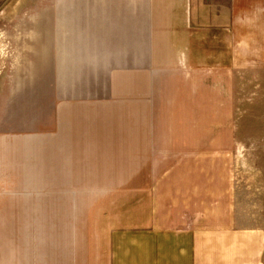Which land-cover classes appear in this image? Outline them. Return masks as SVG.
<instances>
[{
	"label": "rangeland",
	"instance_id": "rangeland-1",
	"mask_svg": "<svg viewBox=\"0 0 264 264\" xmlns=\"http://www.w3.org/2000/svg\"><path fill=\"white\" fill-rule=\"evenodd\" d=\"M147 1L0 0V264L16 262L12 254L16 256L17 246L21 253V242L29 252V264H41L52 254L58 255L61 234L64 237L65 227L74 224V218L58 217L65 212L82 216L78 226L84 244L98 241L109 228H119L127 221L137 224L140 212L152 211L157 197L170 195L169 182L180 173L173 170L174 165L187 161L213 168L227 165V178L236 180L237 204L243 206L244 215L250 216L252 209L257 212L264 225V65H259L264 62L254 56L241 67L199 68L204 73L196 75L192 108L190 93L187 101L178 95L185 78L184 65L175 75L155 72V64L148 62L145 53L123 52L122 36L139 45L136 27L117 26L121 21L115 15L108 18L101 11L107 4L118 9L122 4ZM181 1L170 0L173 7ZM216 1L212 13L225 7V0L221 5L222 0ZM183 18L182 9H174L173 26ZM140 28L146 38L147 20ZM200 50L197 47L195 52ZM172 51L180 60L176 44ZM189 56L194 58L193 47ZM147 64L152 68L149 80L129 83L141 89L134 98L146 101L138 112L133 114L135 108L115 105L111 112H87L91 117H83L79 125L72 121L69 129L70 136L81 133L82 144H92L91 150L97 152L96 156H82L88 167L108 166L109 170L85 171L82 186H71L74 181L79 183V178L67 175L66 187L47 186L40 167L46 165L42 153L49 140H35L36 136L27 140L28 135L39 136L65 125L56 116L62 100H100L107 104L130 98L132 88L115 86L112 76L137 71L136 67L148 70ZM165 65L178 64L168 54L160 68ZM202 83L232 88L230 104L218 105L217 100L218 106H197ZM215 96V92L210 94L211 104ZM186 131L173 138L176 132ZM150 132L158 136L155 140L152 135L149 144L146 137ZM193 137L194 149L190 148ZM59 140L62 144L69 141ZM143 148H147L145 153ZM18 152L17 158L26 164L22 178L12 166L13 154ZM103 155L104 162H97L96 158L102 160ZM37 168L41 172L38 179L33 177ZM220 173L211 171L208 175ZM153 182L158 185H148ZM24 200L28 202L21 206ZM26 261L21 259V264Z\"/></svg>",
	"mask_w": 264,
	"mask_h": 264
},
{
	"label": "crops",
	"instance_id": "crops-1",
	"mask_svg": "<svg viewBox=\"0 0 264 264\" xmlns=\"http://www.w3.org/2000/svg\"><path fill=\"white\" fill-rule=\"evenodd\" d=\"M172 1L175 3V0ZM223 1H220V5ZM173 3L170 0H148L139 5L122 4L118 9L107 4L101 11L108 18L115 15L117 21H121L117 26L121 24L136 27L140 38L139 45H136L134 40H125L122 36L120 43L124 44L123 52L131 55L145 53L148 62L155 64L153 69L155 72L168 71L170 75H175L177 69L183 68L184 65L185 78L178 88V95L187 101L190 93L192 108L194 91H197L196 75L204 73L199 68L215 70L227 66L241 67L243 61L254 56L264 62V0H225V7L219 9L217 13H212L214 6L217 5L216 0H182L174 7ZM174 9H182L184 14L182 22L174 24L175 26L172 23ZM240 17L245 19L240 20ZM144 20L148 22L146 38L140 34L143 30L140 26ZM124 31L128 30L124 28ZM175 44L182 55L180 60L178 55L171 54ZM192 47L194 58L190 59L187 54ZM197 47L201 49L199 52H195ZM168 54L178 65L176 67L165 65L162 69L160 65ZM147 67L148 70L136 67L134 70L137 71L113 74L112 81L115 86L125 85L132 88L129 92L130 98L114 99L107 104L100 100H62L57 105L58 115L55 114L65 125H59L56 130H49L39 136L28 135L27 140L36 137L35 140L40 137L49 140L45 142L42 153L46 165L40 167L44 172L43 179L48 181L47 186L66 187V175L79 178L80 182L74 181L71 186H82L81 180L85 171L109 170L108 166L88 167L82 156L91 153L96 156L94 153L97 152L91 150L92 144H82L81 133L70 136L69 129L73 125L72 121L79 125L83 117H91L88 113L98 110L111 112L114 111L112 107L115 105L135 108L133 114L138 112L139 107H143L146 101L134 98L137 95L136 91L141 92V89L129 83L138 82V79L148 81L152 68L148 64ZM201 87L204 89H198L200 95L197 106L211 107L223 103L226 106L229 103L228 93L232 89L229 86L202 83ZM213 92L216 96L214 103L211 104L209 96ZM217 100L218 105L215 103ZM189 121L193 122L194 116ZM188 132H176L173 138L178 139L179 134ZM150 133L146 137L149 144L152 135L155 140L158 136L156 133ZM59 139L69 141L62 144ZM35 140L33 143H36ZM190 148H195L194 137ZM146 151L147 148H143L142 153ZM19 155V152L13 154L12 166L16 175L22 178L26 173V164L22 158H17ZM105 156H102V160L96 158V161L104 162ZM92 163L97 164L94 161ZM110 163L112 165V160ZM215 167L218 168L188 161L175 164L173 170L180 173L169 182L170 195L157 197L152 211L140 212L136 219L137 224L127 221L119 228H109L102 238L90 244H84L82 228L81 225L78 226V220L82 216L71 215L70 212L68 215L67 212L61 214L58 216L61 219L74 218V224L65 227L64 237L61 234L57 243L59 254L56 256L52 254L50 259L44 260L41 264H263L264 225L259 222L257 212H253L252 209L250 216L244 215L243 206L237 204L236 180L227 178V165L221 167L216 164ZM36 171L37 174L33 172L34 178L39 177L41 173L38 168ZM211 171L222 173L210 177L208 172ZM45 172H50V176H45ZM148 185L156 186L158 183ZM27 202L28 200L21 201V206ZM22 217H29V214H23ZM249 219L251 222H247ZM67 230L70 231L68 235ZM21 247H23L21 253L20 247H16V256L15 252L12 254L16 262L10 264H21V259H28L22 264H29V252L25 250L22 242ZM86 251L90 253L86 254Z\"/></svg>",
	"mask_w": 264,
	"mask_h": 264
}]
</instances>
